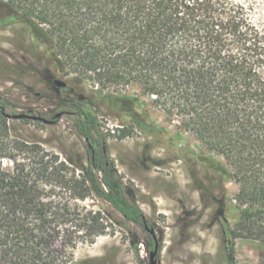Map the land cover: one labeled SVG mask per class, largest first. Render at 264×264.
Listing matches in <instances>:
<instances>
[{"label":"trees","instance_id":"trees-1","mask_svg":"<svg viewBox=\"0 0 264 264\" xmlns=\"http://www.w3.org/2000/svg\"><path fill=\"white\" fill-rule=\"evenodd\" d=\"M0 3L22 21L36 47L48 37L57 68L91 82L100 99L127 107L133 120L121 123V138L135 130L166 133L143 107L140 97L146 96L204 149L221 156L225 164L214 158L211 167L222 186L210 194L223 242L230 250L237 238L264 244V32L252 22L248 5L238 0ZM109 86L136 92L111 94ZM61 90L73 93L68 84ZM67 101L60 110L72 116L86 142L84 161L82 155L60 160L13 135L7 105L0 102V264H67L75 239L87 236L92 242L107 233L102 211L79 215L77 201L91 194L126 220L147 224L134 190L110 161L90 100L75 94ZM70 164L81 171L77 177L69 173ZM194 180L200 181L197 175ZM228 180L236 184L233 194L223 185ZM75 220L83 221L84 229L73 225ZM81 228L84 233L72 234ZM227 260L232 263L230 253Z\"/></svg>","mask_w":264,"mask_h":264},{"label":"rangeland","instance_id":"rangeland-1","mask_svg":"<svg viewBox=\"0 0 264 264\" xmlns=\"http://www.w3.org/2000/svg\"><path fill=\"white\" fill-rule=\"evenodd\" d=\"M238 1L248 5L252 22L264 32V0ZM32 38L22 21L0 3V102L6 103V113L39 114L50 119L61 111L64 103H71L67 99L75 94L88 98L117 176L134 190L136 203L147 219L146 225L153 229L158 248L157 264H229V253L231 264H264V244L237 238L230 250L223 242L220 225L214 217L216 204L210 194L222 186L211 167L214 158L225 164L221 156L204 149L176 117L166 116L146 96L140 97L143 107L166 133L147 134L135 130L133 135L121 138L117 129L121 123L130 124L133 120L127 107L119 108L113 100L100 99L95 93L97 87L91 82L75 74L66 75L67 68H57L50 54L53 46L48 37L37 47ZM50 77L64 81L73 93L63 92ZM121 89L130 94L136 92L129 86H109L108 91L114 94ZM55 119L51 124L30 118H8V122L13 135L40 145L44 151L58 155L60 160L65 157L75 160L82 155L81 161H84L86 142L77 133L72 116L63 113ZM69 169L76 177L81 172L71 164ZM196 175L201 182L194 180ZM197 185H201L202 190ZM223 185L229 194L237 190L233 181L228 180ZM55 191L61 195L63 192L65 200L71 201L70 194L63 189ZM77 203L80 216L86 211H102L101 223L108 225L107 233L92 242L87 236L75 239L78 243L67 264H149L152 237L145 227L126 220L94 194ZM229 213L228 218L235 222L236 211ZM73 225H83L84 229L86 224L75 220ZM81 233H84L82 228L72 234ZM134 239L138 241L136 246Z\"/></svg>","mask_w":264,"mask_h":264},{"label":"water","instance_id":"water-1","mask_svg":"<svg viewBox=\"0 0 264 264\" xmlns=\"http://www.w3.org/2000/svg\"><path fill=\"white\" fill-rule=\"evenodd\" d=\"M53 83L58 86V87H64L66 84L64 81L60 80V79H54ZM63 114L62 111H59L57 113H55L52 118L50 119H45L44 117H42L41 115L37 114H29V113H6V116L8 118H12V119H22V118H30L33 120H40L43 121L45 123L51 124L54 122V118H58ZM145 229L148 230V232L150 233L152 240H153V248L149 251V264H157L156 261V255H157V242L155 240V236L153 234V229L149 228L146 224H144Z\"/></svg>","mask_w":264,"mask_h":264},{"label":"flooded vegetation","instance_id":"flooded-vegetation-1","mask_svg":"<svg viewBox=\"0 0 264 264\" xmlns=\"http://www.w3.org/2000/svg\"><path fill=\"white\" fill-rule=\"evenodd\" d=\"M64 113V111H62ZM52 118V117H51ZM46 119V118H45ZM55 119V118H54ZM40 121V120H39Z\"/></svg>","mask_w":264,"mask_h":264}]
</instances>
